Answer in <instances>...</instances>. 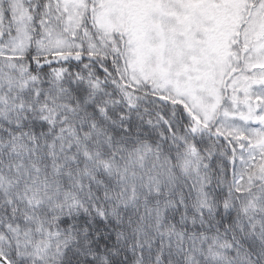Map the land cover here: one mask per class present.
<instances>
[{
  "label": "snow or ice",
  "instance_id": "1",
  "mask_svg": "<svg viewBox=\"0 0 264 264\" xmlns=\"http://www.w3.org/2000/svg\"><path fill=\"white\" fill-rule=\"evenodd\" d=\"M0 264H264V0H0Z\"/></svg>",
  "mask_w": 264,
  "mask_h": 264
}]
</instances>
